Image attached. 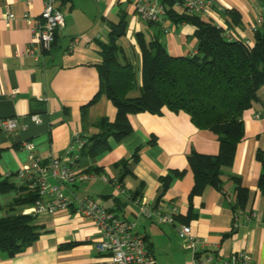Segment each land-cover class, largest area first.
<instances>
[{
    "label": "crops",
    "instance_id": "obj_1",
    "mask_svg": "<svg viewBox=\"0 0 264 264\" xmlns=\"http://www.w3.org/2000/svg\"><path fill=\"white\" fill-rule=\"evenodd\" d=\"M213 1L217 8L239 13L238 24L223 13L210 15L230 28L233 40L254 43V29L263 22L260 2ZM136 2L58 0L57 7L65 16L66 26L50 50L42 55H29L27 50L33 37L29 20L39 18L44 1L0 0V119L13 118L18 125L15 133L0 131V175L16 187L0 192V219L27 215L32 207L27 204L9 209L18 197L28 193L27 183L17 175L28 159L22 142H32L36 154L50 160L64 155L76 132L90 138L99 133L98 120H115L117 110L106 95H101L83 115L84 107L100 90L99 43L108 42L111 22H118L122 15L126 17L125 34L116 43L136 73L138 90L132 96L140 93L142 49L151 41H160L172 57L196 53L193 25L175 23L168 17L162 24L143 23L137 15ZM8 9L16 15L9 27L4 21ZM201 19L210 22L208 16ZM78 37L83 39L70 49ZM259 96L262 101L244 113L245 137L238 145L234 165L223 169L221 179L227 197L212 187L190 197L195 180L189 156L193 151L216 155L218 137L211 131L198 129L187 113L168 110L162 114L130 115L133 133L121 143L109 138V148L95 157H81L79 165L89 178L64 188L70 193L97 197L107 210L136 222L154 264H191L192 253L177 233L181 225H189L193 235L204 244L199 245L201 259L211 256L215 264H231L233 255L245 252L255 264H264V197L258 187L262 163L256 156L258 150L264 153V87ZM256 114L262 118L256 119ZM36 117L41 122H36ZM233 175L240 177L242 186L249 191L237 228L232 209L237 197ZM165 177H170V181L162 193ZM118 186L124 195H120ZM134 200L144 201L153 209L177 208L175 223H162L158 217H139ZM35 223L39 238L13 258L0 253V264H99L95 247L99 231L73 210L41 215Z\"/></svg>",
    "mask_w": 264,
    "mask_h": 264
},
{
    "label": "trees",
    "instance_id": "obj_2",
    "mask_svg": "<svg viewBox=\"0 0 264 264\" xmlns=\"http://www.w3.org/2000/svg\"><path fill=\"white\" fill-rule=\"evenodd\" d=\"M264 9V0H258ZM167 17L175 23H187L196 28V53L192 56L172 57L157 39L142 49L141 86L139 95L136 73L126 59L117 40L125 34L126 17L122 15L116 23L111 22L107 43L101 42L102 61L98 66L100 90L83 109L96 103L106 95L117 110L116 118H102L96 122L99 133L86 138L81 156L95 157L109 148V138L121 143L133 133L130 115L149 112L162 114L164 110L184 112L191 122L202 130L218 137L219 151L206 155L193 151L189 156L195 185L190 197L201 194L212 187L224 194L221 179L224 168L234 165L238 145L245 137L244 113L255 106L264 87V17L260 28L254 32V43L228 39L221 28L205 22L198 15L178 14L173 6L177 0H161ZM234 24L239 23V13L224 10ZM262 101V100H261ZM262 163L258 187L264 197V153L257 152ZM137 158V153L134 154ZM182 173L179 174L181 176ZM0 175V192L15 189V185ZM236 201L235 213L245 210L249 191L242 186L240 177L233 175ZM170 177L162 179L161 191L169 186ZM38 195L28 192L18 197L9 209L33 204ZM31 215L19 214L0 219V253L13 258L23 253L38 238V226Z\"/></svg>",
    "mask_w": 264,
    "mask_h": 264
},
{
    "label": "built area",
    "instance_id": "obj_3",
    "mask_svg": "<svg viewBox=\"0 0 264 264\" xmlns=\"http://www.w3.org/2000/svg\"><path fill=\"white\" fill-rule=\"evenodd\" d=\"M43 1L44 9L39 18L29 20L33 34L27 50L29 55L35 53L42 55L50 50L58 33L66 26L65 16L57 7L58 0ZM135 8L139 19L146 24H162L167 18V10L161 0H137ZM173 9L180 11V14L208 16L210 22L222 29L226 38L233 39L230 28L210 16L212 13L224 12L223 9L215 6L213 0H177ZM15 19L14 12L8 9L4 16L6 25L11 26ZM26 19L29 18L26 16ZM81 39L83 37L76 38L71 43L70 49H73ZM245 42L248 45L252 44L250 41ZM255 118L261 119L262 115L256 114ZM35 120L41 122L39 117ZM17 129L15 119H0V131L15 133ZM86 140L76 132L64 155L52 157L50 160L39 157L32 142H22V148L28 152V159L17 175L27 183L28 192L38 195L28 215L37 219L41 215H54L60 211L73 210L77 217L91 223L99 231L100 237L95 244L100 257L99 264H154L146 238L137 231L136 222L126 221L115 212L107 210L103 201L97 197L70 193L64 188L81 184L89 178L79 165ZM118 188L120 195H124V190L120 186ZM133 203L139 217L145 219L158 217L162 223H175L178 214L175 207L168 210L161 207L153 209L144 201L134 200ZM240 214L242 212L235 214L234 228L239 226ZM247 219H250V216H247ZM177 233L183 245L192 253L191 264H215L211 256L205 259L199 257V245L203 243L193 235L189 225H181L177 228ZM230 260L231 264H255L252 257L245 252L233 255Z\"/></svg>",
    "mask_w": 264,
    "mask_h": 264
}]
</instances>
